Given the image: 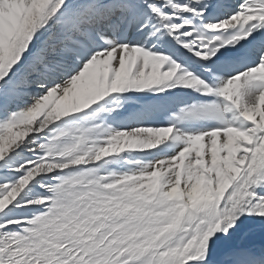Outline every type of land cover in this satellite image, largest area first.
<instances>
[{
	"label": "snow or ice",
	"instance_id": "snow-or-ice-1",
	"mask_svg": "<svg viewBox=\"0 0 264 264\" xmlns=\"http://www.w3.org/2000/svg\"><path fill=\"white\" fill-rule=\"evenodd\" d=\"M0 264H264V0H0Z\"/></svg>",
	"mask_w": 264,
	"mask_h": 264
}]
</instances>
